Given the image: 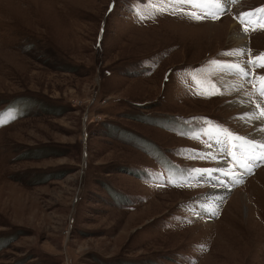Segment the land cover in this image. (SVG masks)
I'll use <instances>...</instances> for the list:
<instances>
[{"label": "rangeland", "instance_id": "1", "mask_svg": "<svg viewBox=\"0 0 264 264\" xmlns=\"http://www.w3.org/2000/svg\"><path fill=\"white\" fill-rule=\"evenodd\" d=\"M223 7L195 20L145 0H0V112H15L0 123V264H264V162L234 167L202 131L264 141L241 119L252 85L208 64L264 52V29L236 18L264 0Z\"/></svg>", "mask_w": 264, "mask_h": 264}, {"label": "snow or ice", "instance_id": "2", "mask_svg": "<svg viewBox=\"0 0 264 264\" xmlns=\"http://www.w3.org/2000/svg\"><path fill=\"white\" fill-rule=\"evenodd\" d=\"M224 0H145V6L150 7L154 14H158L165 11H170L173 14L179 12L182 15L188 16L195 20H201L206 17L212 19H219L217 13L224 12ZM110 11L111 6H110ZM139 14V13H138ZM140 18H145L140 15ZM239 23L242 25V31L247 33L249 30L255 31L257 28L264 29V7L249 10L247 12H241L237 17ZM222 55L230 56H244L247 55V59L243 61H219L216 59L208 61V64L212 69H219L230 73H235L245 83L251 84L252 88L250 91L245 92L244 95L249 97L248 100L244 101L245 104L251 105L250 110L246 111L241 119L248 121H260L264 123V74H258L253 71L256 68H264V52L254 54L253 50L246 48L232 49ZM196 86L197 95L211 96L219 94L220 90L217 86L206 79L198 78L197 74L189 73ZM240 87H244L242 83ZM252 97H258L252 99ZM15 118V112L9 109L6 113L0 112V123H7L8 120ZM195 119V118H194ZM219 133L224 137L223 140L218 139L217 143H224L228 145V155L233 158V166H239L245 168L246 171H251V165L249 161L259 160L264 162V141L257 142L253 139L241 137L230 130L223 128L220 125H208V129L205 134L209 131ZM255 131L264 133V126L254 129ZM235 141H240V144H236ZM211 145H209L210 147ZM236 149L242 150V156L236 155ZM256 149L260 151L257 153ZM200 158H205L201 156ZM210 158L215 159V156ZM243 160V163H241ZM197 175L207 174L211 177L213 171H219V169H193ZM224 175L229 176L231 179H235L232 172H224ZM171 182V180H169ZM239 182V181H236ZM211 215H215V208L207 207L204 209Z\"/></svg>", "mask_w": 264, "mask_h": 264}, {"label": "bare ground", "instance_id": "3", "mask_svg": "<svg viewBox=\"0 0 264 264\" xmlns=\"http://www.w3.org/2000/svg\"><path fill=\"white\" fill-rule=\"evenodd\" d=\"M229 1V0H228ZM226 3V2H225ZM228 3V2H227ZM212 25H214V24H212ZM232 27H234V25L232 26ZM236 37V39H237V42L238 43H241V45H243L244 44V38L241 36V35H239V34H236V36H234V38ZM234 38H233V40H234ZM236 42V43H237ZM240 45V44H239ZM235 74V73H234ZM233 74V75H234ZM236 75V74H235ZM237 76V75H236ZM231 79V78H230ZM234 80H236V79H234ZM234 80H230L231 82L232 81H234ZM234 83V82H233ZM236 83V82H235ZM242 95V94H241ZM240 97H237L236 99H239ZM236 99H235V102H236ZM241 99V98H240ZM241 101V100H240ZM240 101H238V102H240ZM242 104V103H241ZM245 106H246V104H245ZM244 106V107H245ZM244 109V108H243ZM243 113H244V111H243ZM258 122V121H257ZM260 127H262V126H260ZM259 127V128H260ZM258 128V127H257ZM260 134V133H259ZM264 134V133H263ZM222 159V161H223V158H221ZM226 161V160H225ZM223 161L224 163H223V165H225V164H227V166L229 165V163L226 161ZM252 163V162H251ZM251 163H249L250 165H252ZM220 165H222V164H220ZM219 164H218V166H220ZM222 165V166H223ZM221 167V166H220ZM235 175H239V174H235ZM217 192H218V190H217ZM176 193H178V192H176ZM212 193H214V192H212ZM214 197V196H213Z\"/></svg>", "mask_w": 264, "mask_h": 264}]
</instances>
